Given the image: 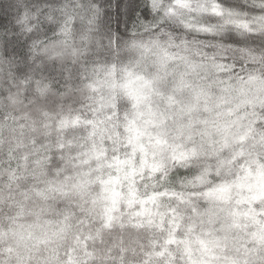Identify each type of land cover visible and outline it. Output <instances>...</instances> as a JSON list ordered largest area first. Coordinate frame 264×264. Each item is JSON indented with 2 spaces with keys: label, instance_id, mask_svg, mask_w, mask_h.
<instances>
[{
  "label": "snow or ice",
  "instance_id": "1",
  "mask_svg": "<svg viewBox=\"0 0 264 264\" xmlns=\"http://www.w3.org/2000/svg\"><path fill=\"white\" fill-rule=\"evenodd\" d=\"M106 4L112 0H99L85 18L86 39L102 53L120 48L119 36L129 30L133 36L138 30L158 32L168 21L175 27L164 33L163 42L133 39L122 45L137 57L135 68L122 69L123 88L141 122L129 121L128 135L117 132L115 142L109 137L94 146L99 174L92 182L101 185L103 195L115 193L124 182L134 186L147 173L149 180L160 181L162 190L146 198L130 192L129 205L139 208L126 221L113 214L119 211L113 202L115 208L105 209L104 226L111 228L116 220L125 230H167L161 243L183 246L189 264H264V209L258 207L264 202V16H249L238 0H173L162 18L152 20L143 12L137 15L136 0H115V13ZM152 6L157 9L158 0ZM227 73L232 75L223 78ZM117 107L113 100L109 120L119 119ZM58 126H83L96 136L97 124L80 114L64 116ZM63 149L60 144L57 151ZM54 156L37 149L30 164L10 161L5 168L0 205L8 214L0 221V239L17 241V249H8L15 251L16 264H32L33 250L42 245L48 251L43 264H79L71 248L61 256L54 246L73 228L76 198L81 214L87 215L92 172L66 175ZM105 166L114 174L105 175ZM73 167L79 169L75 160ZM173 167L178 175H170ZM165 197L179 206L162 215L157 202ZM201 198L205 207L198 205ZM57 200L67 206L61 208ZM25 216L32 218L27 226L20 223ZM77 239L87 248L86 238ZM24 240L33 244L22 254L18 248ZM194 247L198 260L191 259ZM156 248L163 255L159 243Z\"/></svg>",
  "mask_w": 264,
  "mask_h": 264
},
{
  "label": "clouds",
  "instance_id": "2",
  "mask_svg": "<svg viewBox=\"0 0 264 264\" xmlns=\"http://www.w3.org/2000/svg\"><path fill=\"white\" fill-rule=\"evenodd\" d=\"M98 3L99 0H0V186L7 183L5 168L10 161L12 165L18 162L28 165L36 158L37 149L51 150L66 175L76 176L79 170L92 172L85 197L89 211L83 216L78 207L79 199L72 202L73 228L54 246L58 247L61 256L71 248L79 264H189L183 246L168 248L161 243L167 238V230H125L116 220L111 228L104 226L105 209L115 208L113 202L119 205V211L113 214L123 216L126 221L127 216L139 208V204L129 205L130 192L135 191L137 197L146 198L153 191L162 190L160 181L149 180L147 173L134 186L124 182L117 186L115 193L103 195L101 185L92 182L99 174L95 171L94 146L98 147L109 137L115 142L117 132L120 137L128 135V122L136 120V110L123 88L122 69L135 68L137 57L122 45L133 39L163 42L166 40L164 33L172 32L175 25L168 21L158 32L138 30L135 36L129 30L119 36L121 47L108 55L98 51L86 39L85 18L89 7ZM172 3L173 0H158L159 7L154 10L152 0H136L140 10L137 15L143 12L148 20L160 19ZM238 3L249 16H264V0H238ZM108 7L115 13V0L111 6L105 5ZM97 24L102 27L99 21ZM230 75L227 73L223 78ZM217 94L213 90V95ZM113 100L118 105V120L115 117L108 119ZM75 114L97 124L95 138L89 135L90 129L83 126L78 129L58 126L61 118ZM205 115L201 113L202 117ZM140 122L136 120L137 124ZM60 144L64 145L62 153L57 151ZM108 154L110 157L111 151ZM25 156L30 159L24 160ZM74 160L79 169L73 167ZM52 171H55L54 167ZM102 171L105 175L114 174L106 166ZM173 173L179 174L174 167L170 175ZM174 190L181 191L179 184H174ZM157 203L162 215L169 208L179 206L176 200L167 197ZM56 204L61 208L67 206L63 200H57ZM206 204L203 198L198 201L200 207ZM258 207L264 209V202ZM7 214L0 205V221ZM49 218L56 220L54 216ZM20 223L27 226L32 223V218L25 216ZM77 237L87 239V248ZM158 243L163 255L157 253ZM32 244L31 240L20 241L18 251L23 254ZM9 248L17 249V241L0 239V264H16L15 251L9 252ZM33 251L32 264H43L41 257L48 255L45 247L42 245ZM191 259H199L198 247L193 248Z\"/></svg>",
  "mask_w": 264,
  "mask_h": 264
}]
</instances>
